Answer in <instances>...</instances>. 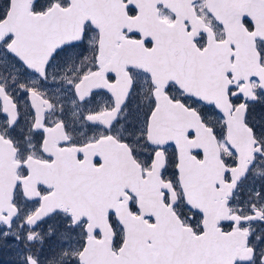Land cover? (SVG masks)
<instances>
[{
  "label": "snow or ice",
  "instance_id": "obj_1",
  "mask_svg": "<svg viewBox=\"0 0 264 264\" xmlns=\"http://www.w3.org/2000/svg\"><path fill=\"white\" fill-rule=\"evenodd\" d=\"M0 264H264V0H0Z\"/></svg>",
  "mask_w": 264,
  "mask_h": 264
}]
</instances>
